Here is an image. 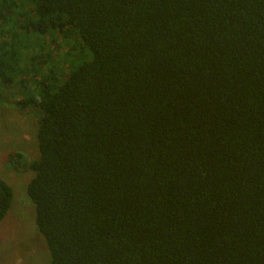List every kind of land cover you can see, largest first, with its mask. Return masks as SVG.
Returning a JSON list of instances; mask_svg holds the SVG:
<instances>
[{
    "label": "trees",
    "instance_id": "trees-1",
    "mask_svg": "<svg viewBox=\"0 0 264 264\" xmlns=\"http://www.w3.org/2000/svg\"><path fill=\"white\" fill-rule=\"evenodd\" d=\"M55 33L88 56L60 82ZM14 82L51 264H264V0H0Z\"/></svg>",
    "mask_w": 264,
    "mask_h": 264
},
{
    "label": "rangeland",
    "instance_id": "rangeland-1",
    "mask_svg": "<svg viewBox=\"0 0 264 264\" xmlns=\"http://www.w3.org/2000/svg\"><path fill=\"white\" fill-rule=\"evenodd\" d=\"M30 43L36 53L47 46L53 56L52 64L58 67L53 66L59 82L66 74L88 62V56L77 53L78 42L72 38L64 40L59 33L32 35ZM68 53L73 57H68ZM39 73L40 78L45 75L44 70ZM15 85L16 82L12 87L0 86V178L14 191L11 209L0 223V264H51L49 249L36 224L35 205L27 193L35 172L25 167L14 169L12 161V155L16 153L24 155L28 163L40 157L37 138L40 116L38 111L27 112L13 105L25 97Z\"/></svg>",
    "mask_w": 264,
    "mask_h": 264
}]
</instances>
